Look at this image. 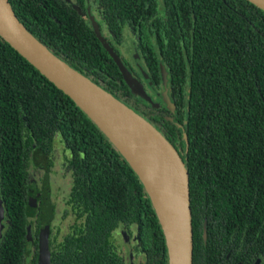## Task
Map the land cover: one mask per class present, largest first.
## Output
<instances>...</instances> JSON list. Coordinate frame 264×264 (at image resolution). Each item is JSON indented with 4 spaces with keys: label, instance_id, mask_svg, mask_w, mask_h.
Wrapping results in <instances>:
<instances>
[{
    "label": "trees",
    "instance_id": "obj_1",
    "mask_svg": "<svg viewBox=\"0 0 264 264\" xmlns=\"http://www.w3.org/2000/svg\"><path fill=\"white\" fill-rule=\"evenodd\" d=\"M9 1L23 25L72 68L137 113L154 108L133 91L70 6L60 0ZM150 5L151 13L129 8L122 26L116 23L122 8H109L113 37L123 41L125 24L137 32V16L149 22L156 1ZM165 5L168 21L158 19L159 28L165 27L170 44L181 40L189 52L187 60L176 53L163 64L171 68L174 103L188 97L182 119L172 116L166 123L189 141H182L180 154L190 176L193 263L255 264L264 259V11L247 0ZM141 35L143 45L152 44L143 28ZM146 61L150 80L161 85V61L152 50ZM56 144L73 186L61 219L69 222L67 233L51 228V264H126L118 229L135 237L138 264H169L162 226L138 175L76 103L1 35L0 195L7 225L0 264H39L41 207L30 235L35 191L28 168L53 174Z\"/></svg>",
    "mask_w": 264,
    "mask_h": 264
},
{
    "label": "water",
    "instance_id": "obj_2",
    "mask_svg": "<svg viewBox=\"0 0 264 264\" xmlns=\"http://www.w3.org/2000/svg\"><path fill=\"white\" fill-rule=\"evenodd\" d=\"M247 1L264 11V0ZM96 32L133 91L151 104L156 105L148 96L143 85L124 66L97 29ZM0 35L42 75L76 103L138 175L162 226L169 253V264H194L190 176L186 163L177 148L146 118L51 52L23 25L9 0H0ZM161 71L165 88L163 97L168 108L172 109L173 103L168 95V73L163 65ZM164 164L171 168L177 181V217L179 222L174 239L169 236L149 189V183L155 184V180L150 178L148 181L146 179V175L151 173L150 170H157ZM5 216V208L0 195V242L6 227ZM53 219L54 206L47 177L43 188L41 208L39 264H51L50 235ZM28 232L31 235L32 224L29 225ZM124 236L126 239L128 238L126 232H124Z\"/></svg>",
    "mask_w": 264,
    "mask_h": 264
},
{
    "label": "flooded vegetation",
    "instance_id": "obj_3",
    "mask_svg": "<svg viewBox=\"0 0 264 264\" xmlns=\"http://www.w3.org/2000/svg\"><path fill=\"white\" fill-rule=\"evenodd\" d=\"M61 2L67 4L70 6L72 9H74L80 20L85 23L86 27L89 28L95 35V37L99 40L101 46L107 51L109 56L113 59L115 62L114 58L111 56V54L108 52V50L104 47L100 37L98 36L96 29L100 32L101 36L104 38V40L109 44V46L112 48V50L115 52V54L120 58L121 62L124 64V66L132 73V75L139 80V82L143 85L144 89L146 90L148 96L152 98L154 101L153 109L149 110L147 108H140L139 114L142 115L144 118H146L149 122H151L158 130L164 134V136L170 140V142L176 146L178 151L181 153L182 150V141L184 140L187 143L188 137L185 132H180L176 130L175 132H171L167 128V121H171L174 119L172 116H178V119H182V112H183V101H186L188 99L187 95L184 96V98L181 96V102L180 103H174V96H173V91L170 86V73H171V68L169 64H163L165 62V59L167 56L170 54H180L185 60L188 59V46L186 43H184L181 40L175 39V41L170 44L168 42V32L163 26L162 30L159 28L160 23L157 21L160 18H163L165 22L168 21L166 17V5H165V0H146L147 5H145V0H60ZM154 1H156V9L154 10V16L150 18V21L145 23L144 18L142 16H137L136 20L138 22V31L134 32V27L125 24L123 25V31H124V36H123V41L119 42L115 37H113L112 31L108 26L107 23V15H108V9L111 7H114V9L119 10L118 7L122 8V12L119 13V15L116 17V23H119L120 26L123 24V20L125 17L126 12L128 11L129 8H135L134 10L138 12V14H143L145 11L151 13V3L153 4ZM107 20V21H106ZM164 25V24H162ZM133 28V29H132ZM142 28L145 30V33L147 37L149 38L150 42L152 43L151 45L149 43H146L143 45L142 43V35H141V30ZM130 30L133 34L134 37V43L133 46L137 52L135 54V57L137 56L136 61L133 59L131 61L128 59L125 54L123 53V49L128 45L129 41L126 36V31ZM151 47V49H150ZM172 47V48H171ZM146 48V49H145ZM150 50H152L156 54V58L161 61L159 67H160V74H161V79H162V71L161 67L162 65L165 67L167 73H168V95L170 97V100L172 101V109H169L167 104L165 103L164 99V94H165V88L163 85V82H161V85L157 86L155 85L151 80H150V69L148 67L146 58L148 53H150ZM117 67L120 70V67L118 64L115 62ZM169 68V69H168ZM121 71V70H120ZM122 73V72H121ZM147 75V76H146ZM163 81V79H162ZM189 92V91H188ZM143 99L140 98V101ZM152 106V104H151ZM181 126V124H179ZM181 129V128H180ZM188 146V145H187ZM33 165L31 164L30 168H28V173H29V184L30 187L35 191V194L32 192L30 195V201L32 204V207L30 209V215L33 217L36 215V207L37 205L42 208V203H43V186L42 187L38 186L35 182L32 180V175H31V168ZM63 168L67 171L63 164ZM43 170V169H41ZM44 173H46L45 170H43ZM69 172V171H67ZM47 174V173H46ZM49 176H51V172L48 173ZM47 174V175H48ZM70 178H71V189L73 186V176L69 172ZM51 186V199H54L55 193H54V185L53 183L50 184ZM71 189L68 192L67 197H65L64 205L62 207V210L59 212V205L56 204L53 201L54 205V219L52 221V225L57 226L58 228L61 227V223L63 221L61 220L63 217V212L65 210L66 206V200L69 198V194L71 192ZM41 217V214H40ZM33 220L35 221V225L37 222V216L33 217ZM70 220V219H68ZM41 222V218H40ZM5 225H7V219L5 216ZM33 227V226H32ZM6 230V227H5ZM4 230V231H5ZM63 230L61 229V232ZM119 231H123L122 238H124L127 243H125L128 251H129V258H126V255L122 252L123 248L120 245L119 241V249L120 253L122 256L126 259V264H138V262L135 260L134 253L132 252V249L134 245L136 244V240L134 236H130L127 234L125 229H118L116 231V236ZM124 232H126L128 238L124 236ZM67 233V232H66ZM123 239V240H124ZM31 250H28V253H30ZM140 261V259H138ZM264 259L260 258L258 262L255 264H263Z\"/></svg>",
    "mask_w": 264,
    "mask_h": 264
},
{
    "label": "rangeland",
    "instance_id": "obj_4",
    "mask_svg": "<svg viewBox=\"0 0 264 264\" xmlns=\"http://www.w3.org/2000/svg\"><path fill=\"white\" fill-rule=\"evenodd\" d=\"M126 36L128 38V45L123 49V53L125 56L133 61V59L136 61L137 56L135 57V54H137L133 43H134V37L133 34L130 30L126 31ZM134 62V61H133ZM63 160H64V154L63 150L60 146H55V151L52 155V175L49 176L46 173H44L43 170L37 169L35 166L31 168V175H32V180L35 182L39 187H42V184L45 183L47 177L49 178V185L53 183L54 185V199L52 200L59 205V212L62 210V207L64 205L65 197H67L69 190L71 189V178L69 175V172H67L63 168ZM51 187V186H50ZM44 188V186H43ZM68 221H65L61 223V229L63 230L62 232H66L68 229ZM123 231H119L117 234V239L120 243V245L123 248V253L126 255V258H129V251L125 245L128 241H126L124 238H122ZM124 239V240H123Z\"/></svg>",
    "mask_w": 264,
    "mask_h": 264
},
{
    "label": "bare ground",
    "instance_id": "obj_5",
    "mask_svg": "<svg viewBox=\"0 0 264 264\" xmlns=\"http://www.w3.org/2000/svg\"><path fill=\"white\" fill-rule=\"evenodd\" d=\"M149 172L151 173L146 175V179L148 181L150 178L155 180V184L149 183L150 192L169 236L171 239H174L178 226L177 223L179 222L177 217L178 197L176 178L167 164L162 165L157 170L152 169Z\"/></svg>",
    "mask_w": 264,
    "mask_h": 264
}]
</instances>
